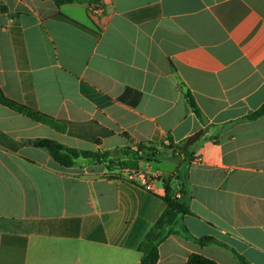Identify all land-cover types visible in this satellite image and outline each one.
<instances>
[{
  "label": "crops",
  "instance_id": "obj_1",
  "mask_svg": "<svg viewBox=\"0 0 264 264\" xmlns=\"http://www.w3.org/2000/svg\"><path fill=\"white\" fill-rule=\"evenodd\" d=\"M0 90L50 119L0 105V264H138L181 168L190 238L174 227L156 264H264V114L249 118L264 103V0H0ZM200 131L189 164H140L164 176L153 192L30 145L110 151ZM206 236L226 247L194 241Z\"/></svg>",
  "mask_w": 264,
  "mask_h": 264
},
{
  "label": "trees",
  "instance_id": "obj_2",
  "mask_svg": "<svg viewBox=\"0 0 264 264\" xmlns=\"http://www.w3.org/2000/svg\"><path fill=\"white\" fill-rule=\"evenodd\" d=\"M57 6L71 4L75 0H52ZM182 94L188 106L194 115L202 122L201 114L197 108L195 101L189 90L181 85ZM0 105L9 108L19 114H22L36 122L50 123V119L41 113L33 111L15 101L6 98L0 90ZM264 114V103L249 118L255 119ZM204 135L200 131L193 136L175 143L168 135L159 145L148 142L136 143L134 147L115 148L110 151L103 150H77L66 147L50 139H36L30 142V145L45 150L51 159L58 165L70 167H88L103 166L109 177H121L122 171L128 169L137 171L141 163H159L164 160H174L179 162L182 160L181 166L189 164L194 159L195 149L201 142ZM116 171H113V170ZM118 170V171H117ZM116 172V173H115ZM178 178L179 186L173 190L167 183L164 184V210L153 223L151 228L145 233L137 250L141 253L138 264H156L158 260V246L171 234L176 233L174 227H178L182 218L191 215L188 202L187 178L183 168L179 169ZM179 193L180 198L176 196ZM186 238H190L186 228L179 226ZM194 241L201 246L215 244L222 247L225 245L218 242L213 237L194 238ZM240 264H249L242 257L233 252ZM185 264H217L216 262L198 254L188 256Z\"/></svg>",
  "mask_w": 264,
  "mask_h": 264
},
{
  "label": "built area",
  "instance_id": "obj_3",
  "mask_svg": "<svg viewBox=\"0 0 264 264\" xmlns=\"http://www.w3.org/2000/svg\"><path fill=\"white\" fill-rule=\"evenodd\" d=\"M99 10V6L96 4L89 8L90 13L93 15L99 13ZM122 175L126 181L134 183L148 192H153L155 190V182L162 180L164 177L160 171H154L153 173L149 174L140 170V167L137 171L124 169L122 171Z\"/></svg>",
  "mask_w": 264,
  "mask_h": 264
},
{
  "label": "rangeland",
  "instance_id": "obj_4",
  "mask_svg": "<svg viewBox=\"0 0 264 264\" xmlns=\"http://www.w3.org/2000/svg\"><path fill=\"white\" fill-rule=\"evenodd\" d=\"M113 171H116L115 169ZM118 171V170H117ZM116 173V172H115Z\"/></svg>",
  "mask_w": 264,
  "mask_h": 264
}]
</instances>
